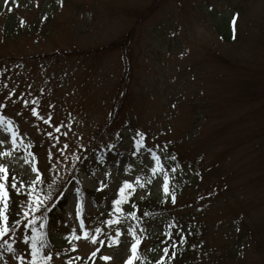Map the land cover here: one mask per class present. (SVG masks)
Here are the masks:
<instances>
[{"label":"rangeland","instance_id":"rangeland-1","mask_svg":"<svg viewBox=\"0 0 264 264\" xmlns=\"http://www.w3.org/2000/svg\"><path fill=\"white\" fill-rule=\"evenodd\" d=\"M153 1L0 0V165L29 183L39 175L46 186L64 185L65 194L52 225L37 213L0 241V264H30L33 228L47 244L41 255H50L38 264H125L135 242L129 229L141 239L143 233L127 208L122 214L107 200L125 181L136 187V200L171 199L163 191L164 174L152 172L165 159L168 142L175 143L180 163L222 168L206 172L195 186L189 167L174 175L184 184L175 197L180 224L197 215L205 224L195 256L213 264H264V110L257 111L264 101L236 96L239 84L246 87L264 70V0H168L134 29L130 79L122 51L102 49L129 32L134 19L126 13L135 15ZM225 30L231 32L228 41L219 34ZM128 84L129 126L120 120L106 127ZM138 131L144 134L139 149ZM96 148L115 152L113 160L91 176L72 173L81 152ZM175 185L169 177L170 188ZM216 188L211 206H198L206 190ZM24 203L38 207L36 199ZM156 218V224L147 223L152 234L163 220ZM117 229L120 243L109 246ZM234 230L241 235L234 237ZM233 239L244 241L245 249L231 259L226 255ZM154 242L143 239L141 251ZM18 246L24 259L17 258Z\"/></svg>","mask_w":264,"mask_h":264},{"label":"trees","instance_id":"trees-1","mask_svg":"<svg viewBox=\"0 0 264 264\" xmlns=\"http://www.w3.org/2000/svg\"><path fill=\"white\" fill-rule=\"evenodd\" d=\"M167 1L168 0H154L147 9L136 12L135 15L131 12L126 13L127 16L134 19L129 32H127L122 39L114 42L113 44L107 47H103L102 49V51H111V49L122 51V55L125 59L124 63L126 65V68L128 67L127 72L129 78L131 76L130 57L132 53L131 45L133 42L134 29L137 25H141L147 18L157 13L156 11L161 7V5H164ZM219 34L225 41H228L231 37V32L229 30H225L223 32L220 31ZM123 46L125 48H123ZM130 96L131 91L128 84L125 89V92L122 94L123 99L121 103H119V105L112 110L107 121L106 127L112 126L120 120L125 121L124 124L126 126H129V120H126L125 117V110L127 108V104L130 101ZM236 96L238 97V99H251L250 103H259L261 101H264V70H259L254 73L253 76L248 80L246 87H242V84H239L237 87ZM259 107L260 109L257 108V111L264 110L263 103H260ZM259 131L261 133H264V127L262 128V130ZM174 147V142H168L164 144V149H168V151L165 153V157H171L172 159L174 158L173 163H170L169 159L167 158L160 161L157 165V168L158 170H160L158 166H163V171H160L163 174L164 172H167L168 176L173 180V184H176L173 188L175 193L176 191L180 192L182 189H184V184L182 182L176 183L174 175L181 176V173H186L187 170L190 168L191 178L193 181L192 185L195 186V181L203 177L206 172L210 171L213 174H217V172L222 170L220 166H211L207 170H202V167L196 161H184L183 163H180L175 157L176 151L174 150ZM85 152L87 153L85 154ZM85 152H81L79 159L75 164L76 166L72 171V173H74L76 176L78 172L86 176H91L93 171L99 168L100 164H108L110 161H112L115 154V152H109L106 149L100 148H96L94 150H87ZM214 165L216 164L214 163ZM212 167H215V169L212 170ZM172 169H175V172H173ZM169 173H171L173 176H170ZM0 176H5V179L2 182L5 184V190L8 193L6 207L5 202H0V207H5L4 215L2 218H0V233H2V235H0V241L10 235L13 228L18 225L21 221H23L24 218L31 217L32 215L37 213H42V219L45 226L52 225V223L54 222L53 219H55V217L57 216V214L55 213L56 210H61V208H63L65 204L64 195H59L60 193H63L64 185L53 188V186L51 185L46 186V182L38 181L35 182L33 186L29 187V185L32 183L27 182L24 178L20 177L19 175L6 168L5 172L0 173ZM13 178H15V188L12 187ZM220 184H224L223 187H226V185H228L227 182H221ZM120 187L116 190L114 198L107 200L108 202L106 201L109 207L113 210H115V208L112 205V201L120 198ZM17 189H19V192H17ZM136 192V187L131 185V187L126 189L124 201L116 207L119 208L122 214L125 213V208H127V216L132 221H134L136 225L139 226L140 230L143 233V238L137 245V250L139 254L138 260L141 264H156L157 261H160V257L164 255L163 248L171 244L173 240L177 241L175 257L169 261V257L172 256L173 251L172 248L169 247L167 256L164 257V261L160 262V264H213L212 262H203L201 258H197V256H195V251L199 250V248L201 247L200 244L203 239L202 235L206 233L204 221L199 220L198 215L195 216V218L193 219L189 218L185 220L184 224H180V221L183 217L179 218L177 216L176 211L178 210V208L176 206V201L173 204L171 199L152 200L146 196H142L141 198L136 200ZM219 192L220 188L214 189V192H208V190H206V192L204 193V197L200 198L199 203L198 199H196L194 206L197 203L198 206H211L213 198ZM28 193H32V196L29 197ZM88 194L91 195L93 194V192H88ZM37 197H39L40 200L46 201V203L44 207H37V210L33 212L32 204H25L24 200H33ZM196 212L199 213V215L205 213L199 210H196ZM130 213H132V215H130ZM145 213H147V215H145ZM206 215L207 214L205 213V216ZM156 216L162 217L163 220L160 224V231L155 234H152L149 231L150 229H147V223L148 221H153L156 224L158 221ZM173 223L176 224V227H171ZM166 232L171 233V236L166 237L164 235V233ZM233 232L234 237H238L241 235L239 234V231L236 232V230H234ZM189 233H191V235H189ZM180 235H183L186 241L182 245L178 243ZM149 237H152L155 242L151 245V247H149L147 251L142 252L140 249L141 243L143 239L146 240L149 239ZM233 240L234 241H231L227 246L228 254L226 255V257H230L231 259L241 257L243 254L240 249L241 247L242 250L245 249L244 241L236 239ZM161 241H164V243H161ZM48 243L49 245H51V242L48 241ZM192 257L197 259H193ZM157 258H159V260Z\"/></svg>","mask_w":264,"mask_h":264},{"label":"snow or ice","instance_id":"snow-or-ice-1","mask_svg":"<svg viewBox=\"0 0 264 264\" xmlns=\"http://www.w3.org/2000/svg\"><path fill=\"white\" fill-rule=\"evenodd\" d=\"M9 2V0H4V3L5 5H7ZM9 11H11V9L9 8L8 9ZM233 21H235V17H233ZM23 24V22H22ZM11 95V94H10ZM49 107H51V105H49ZM31 112L33 115H37V112H36V109L35 108H32L31 109ZM51 120V115H49L48 119H46L44 121V123L48 124ZM63 126V125H58L54 131H57L59 132L60 131V127ZM39 131V129H37ZM64 135H67V133H64ZM143 133L142 132H137V136L140 137V139H135V144H136V147L137 149H139L140 147L143 146ZM13 136H15V133H13ZM47 136L49 138H52V133L51 132H48L47 133ZM116 137L117 139H119V132L117 131L116 132ZM56 141L58 142V138H56ZM4 142V138H0V143H3ZM13 146L15 147L16 146V142L15 140H13ZM53 147L56 146L55 143H53L52 145ZM29 147H31V145H29ZM68 147V145L65 143L64 146H63V149H66ZM108 147L110 149L114 148V145H108ZM63 149H60L58 148L57 151L60 152V154L63 156L64 155V151ZM149 152H151L152 150L151 149H148ZM31 154V153H30ZM135 154V153H134ZM0 155H2V153H0ZM48 156H49V160L52 159V152L49 151L48 153ZM35 159V157H33ZM168 157H165V159H167ZM79 159V157L77 158ZM153 159H158L156 156H155V153H153ZM174 159V158H173ZM159 169L161 171H163V166H158ZM158 170L157 167H153L152 168V172L153 173H156ZM33 171H36L35 167L33 168ZM173 172H175V169H172ZM5 172V167L3 165H0V173H3ZM105 175H107V173H105ZM5 179V176H0V202H5V207H6V201L8 200V193L7 191L5 190V184L2 182L3 180ZM41 179V177L39 175L36 176V179L35 181L32 182V184L29 185V187L33 186L35 184L36 181H39ZM12 187H16V183H15V178H13V183H12ZM103 187H106L105 184H102L101 185V188ZM131 187V185L125 181L123 183V186L120 187L119 189V193H120V198L119 199H116V200H113L112 201V205L114 206L115 210L116 211H119V208L116 207L118 205H120L123 201H124V197L126 195V189ZM98 191L100 189H97ZM79 191V190H77ZM163 191L165 193L166 196L170 195L171 196V200H172V203L174 204L175 203V197H176V193L175 191L170 188L169 186V176H168V173L167 172H164V184H163ZM17 192H19V189H17ZM29 197L32 196V193H28ZM59 195L63 196L65 195L64 193H60ZM46 201H43V200H40L39 197L36 198V205L38 207H44ZM5 207H0V218L3 217L4 215V212H5ZM76 207L78 209L81 208V205L79 203H77ZM37 210V207L34 206L32 208V211L35 212ZM77 215H79V212L77 213ZM130 215H132V213H130ZM145 215H147V213H145ZM107 223H112L111 220L107 221ZM27 226V225H26ZM41 227H44L43 225H41ZM171 227H176V224L173 223L171 225ZM96 232H100L101 229L100 228H96L95 229ZM129 232L132 234V237H133V240L135 241L134 243H132L131 245V251L133 253V255L129 256L128 257V260L125 261V264H132V261L136 260L139 258V254H138V250H137V245L139 244L140 240H141V237L137 236L135 234V232H133L131 229H129ZM0 235H2V233H0ZM164 235L166 237H170L171 236V233H164ZM189 235H191V233H189ZM120 230L117 229L116 230V236L115 237H112L110 238L109 240V246H112L113 244H119L120 243ZM27 239V238H25ZM91 240L93 242H95L96 240V237L95 236H92L91 237ZM186 241H185V237L183 235H180V238H179V241L178 243L179 244H184ZM5 243H7V241H5ZM161 243H164V241H161ZM176 246H177V241L173 240L171 244L165 246L163 248V253L164 255H162L160 257V261H157L156 264H160V262L164 261V257L167 256L168 254V251H169V247L172 248V256L169 257V261L175 257L176 255ZM45 249H47V244L44 242L43 240V233H40V234H37V230L35 228L32 229V236H31V261H30V264H38V261H47L50 259V255H41L42 251H44ZM151 250V249H150ZM9 251H13L12 248H9ZM16 253H17V258L19 259H24V255H23V251L21 250V248L18 246L16 249H15ZM97 251H99V249H97ZM93 256H95V253H93ZM77 259H79V257H77ZM100 259L102 260H109L111 259L110 257L108 256H102L100 257Z\"/></svg>","mask_w":264,"mask_h":264}]
</instances>
